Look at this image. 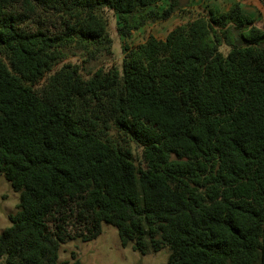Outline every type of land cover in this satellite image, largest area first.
Wrapping results in <instances>:
<instances>
[{
    "label": "trees",
    "instance_id": "1",
    "mask_svg": "<svg viewBox=\"0 0 264 264\" xmlns=\"http://www.w3.org/2000/svg\"><path fill=\"white\" fill-rule=\"evenodd\" d=\"M179 8L0 0V175L19 194L0 264H79L59 261L61 245L103 223L122 248L167 249L165 264H264V22L236 2L125 45L119 67L67 62L111 53L104 11L128 36ZM46 9L59 33L38 20Z\"/></svg>",
    "mask_w": 264,
    "mask_h": 264
},
{
    "label": "rangeland",
    "instance_id": "2",
    "mask_svg": "<svg viewBox=\"0 0 264 264\" xmlns=\"http://www.w3.org/2000/svg\"><path fill=\"white\" fill-rule=\"evenodd\" d=\"M242 1V11L255 23L262 26L264 22V8L257 0H179L180 8L172 13L167 19L148 18L143 26L137 30H132L128 36L118 33V18L110 11H104V16L108 20V33L111 39L110 52L101 51L95 60L82 63V56L71 57L67 62L78 63L83 69V73H91L97 69L107 70L109 67H119L125 54V45L132 48L149 37L163 40L166 35L175 27L193 20L199 15H204L209 9L219 15L226 12L234 3ZM63 9L69 3L60 4ZM169 5L168 1H162L150 8L146 12L162 13ZM38 20L50 32L59 33L62 30L63 21L56 10H40ZM61 15V13H60ZM135 152L138 149H134ZM19 201V194L14 192L10 185L0 175V232L9 225L8 217L15 214L16 205ZM52 229L53 224L48 223ZM70 235L83 230L76 223L70 222L67 226ZM79 264H165L168 250L163 249L157 253H147L140 255L132 250L131 246L122 248L119 244L116 229L108 224H101V233L97 238L82 242L80 239H71L61 245L59 249V261L72 262L71 254Z\"/></svg>",
    "mask_w": 264,
    "mask_h": 264
},
{
    "label": "crops",
    "instance_id": "3",
    "mask_svg": "<svg viewBox=\"0 0 264 264\" xmlns=\"http://www.w3.org/2000/svg\"><path fill=\"white\" fill-rule=\"evenodd\" d=\"M238 1V0H237ZM258 1V0H257ZM259 2V1H258ZM260 3V2H259ZM240 4H241V8H242V1H240Z\"/></svg>",
    "mask_w": 264,
    "mask_h": 264
}]
</instances>
